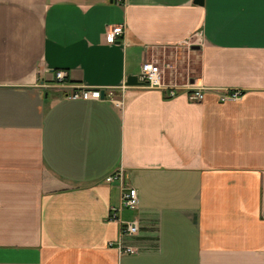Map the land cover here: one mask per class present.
I'll use <instances>...</instances> for the list:
<instances>
[{
  "label": "crops",
  "instance_id": "1",
  "mask_svg": "<svg viewBox=\"0 0 264 264\" xmlns=\"http://www.w3.org/2000/svg\"><path fill=\"white\" fill-rule=\"evenodd\" d=\"M186 49L201 101L126 84ZM263 212L264 0H0V264H264Z\"/></svg>",
  "mask_w": 264,
  "mask_h": 264
},
{
  "label": "built area",
  "instance_id": "2",
  "mask_svg": "<svg viewBox=\"0 0 264 264\" xmlns=\"http://www.w3.org/2000/svg\"><path fill=\"white\" fill-rule=\"evenodd\" d=\"M122 25H113L107 29L106 37L110 43L115 42L123 34ZM165 67H170V63H167ZM64 70H56L55 78L58 82H63L65 77ZM137 81L144 87L150 88H163L167 90L169 97L177 95L179 91L187 90V96L190 100L199 102L203 98L202 87H191L188 84L178 85L177 83L170 84L166 81L163 71L158 65L143 62L141 70L137 75ZM181 86V88H180ZM125 87L121 85L120 89ZM73 90L67 96L71 99H82V100H95L102 101L104 97L112 99L114 94L113 89H107L106 95L101 96V90L97 87H85L75 86ZM241 90H230L219 96L221 101L226 100H237L241 97ZM106 182H112L117 180L121 185L120 202L118 206H112L109 210L108 220H113L118 223V239L115 242L117 251L121 254H133L136 249L130 245L122 243L124 236H132L137 233L139 229V223L137 219L132 220H121L120 213L122 209H135L138 205V191L131 185H124V173L122 169L115 170L105 178ZM264 215V212H263Z\"/></svg>",
  "mask_w": 264,
  "mask_h": 264
},
{
  "label": "rangeland",
  "instance_id": "3",
  "mask_svg": "<svg viewBox=\"0 0 264 264\" xmlns=\"http://www.w3.org/2000/svg\"><path fill=\"white\" fill-rule=\"evenodd\" d=\"M117 25H119V24H117ZM149 63H151V62H149ZM167 63H170V67H165V65ZM155 65H158L160 67V69L163 71L165 79L168 83L172 81L174 84L177 83L178 85H181V86L183 84H188L191 87H193V86L201 87V86L195 84L196 79H197V74H198L199 57H198V54L196 52L191 51V49L190 50L186 49V50H182V51L178 50L177 52H175L171 55H167L166 62H163L162 64H155ZM63 82H64V80H63ZM140 86H142V84H140ZM181 86H180V88H181ZM85 87H87V86H85ZM97 88H99L101 90V96L102 97H103V95H106L107 89H110L109 87H106V88L97 87ZM159 89H162L163 91H165V94L168 93L167 90H165L163 88H159ZM182 90L185 91V93L187 95V90H184V89H182ZM201 92L203 94V91H201ZM167 96H168V94H167ZM103 100H110L116 106L121 105V100L118 97H115L114 94L112 96V99H109L108 97H104Z\"/></svg>",
  "mask_w": 264,
  "mask_h": 264
},
{
  "label": "water",
  "instance_id": "4",
  "mask_svg": "<svg viewBox=\"0 0 264 264\" xmlns=\"http://www.w3.org/2000/svg\"><path fill=\"white\" fill-rule=\"evenodd\" d=\"M197 3L202 4L203 0H196ZM193 48H199V46H193ZM126 84L127 85H140V83L137 81V76L136 75H128L126 78Z\"/></svg>",
  "mask_w": 264,
  "mask_h": 264
}]
</instances>
